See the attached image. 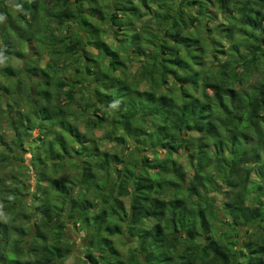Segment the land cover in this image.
Returning <instances> with one entry per match:
<instances>
[{
    "label": "trees",
    "instance_id": "16d2710c",
    "mask_svg": "<svg viewBox=\"0 0 264 264\" xmlns=\"http://www.w3.org/2000/svg\"><path fill=\"white\" fill-rule=\"evenodd\" d=\"M12 1L8 18L0 0V120L14 133L0 134V264H66L70 223L81 264H264V0ZM28 141L31 203L24 166L5 171Z\"/></svg>",
    "mask_w": 264,
    "mask_h": 264
},
{
    "label": "rangeland",
    "instance_id": "374dc122",
    "mask_svg": "<svg viewBox=\"0 0 264 264\" xmlns=\"http://www.w3.org/2000/svg\"><path fill=\"white\" fill-rule=\"evenodd\" d=\"M15 2H13L12 0H7V4H8V11H9V15H7L8 18H14L17 14L16 12V8H15ZM59 27V26H58ZM105 28H107L106 24L104 25ZM69 27H64V29L62 30H58L57 34H63V33H67ZM113 33V32H112ZM107 40H112L109 36L106 37ZM24 48L25 50L33 56H38L40 54V49L38 48V46H35V43L33 41L30 42H26L24 44ZM88 50H92L91 46H87ZM42 52V51H41ZM14 61H12V65L15 66L16 70L18 67L22 66V61L19 60L18 58L13 59ZM47 61L46 58H43L40 62V64L42 66L45 65V62ZM10 64V62H9ZM3 67L0 66V68ZM136 67L133 66V70ZM22 71V70H20ZM4 116H1V120H0V134L4 135V140L6 142H8V144H12L13 141V130L10 129L8 120H6L5 118H3ZM3 118V119H2ZM80 128L83 130L84 129V124L80 125ZM103 133V130H99L97 131L98 135H101ZM39 134V129L35 128V130L32 133L31 137H36ZM193 134V133H192ZM38 143V142H36ZM108 142L107 141H103V145L106 146ZM31 142L29 143V141L27 142V144L25 145L24 148L20 149V157L16 159V162H14V164H11L9 166H7L5 171H9L14 169L15 172H18L19 170V164H21L22 166H24V168H22L20 170V172L22 174H20V176L25 180V183L22 184L24 186V190L22 187H20L22 189L23 192V197L24 199H26V201L28 203L32 202V193L36 190L37 188V173L36 170L33 168L32 165V145H30ZM139 144V143H138ZM108 147H110V144H107ZM0 151L6 152V145L4 143H0ZM20 158H23L22 160H20ZM180 162H182L183 166L190 170L192 169L191 165H190V161L188 158V154L187 151L185 149L181 150V157H180ZM17 170V171H16ZM225 189V187H224ZM125 203L127 204V206H129L130 204V198L126 197L124 198ZM216 203L221 206L222 202H224V196H222L221 194H218V196L215 198ZM23 203V202H22ZM250 205L255 206V203L249 201L248 202ZM24 207V209L26 210V212L28 213H32L33 210H31V208L27 207L25 204L22 206ZM4 210L0 208V216H2L4 214ZM33 215H35L33 213ZM36 217V216H33ZM36 219H38V217H36ZM33 221L35 222V219H33L31 222L27 223V229L32 230L33 228ZM17 222L19 223H23V217L21 215H18L17 218ZM152 222H148L147 225L150 226ZM244 230H242L243 232ZM14 237H17L16 234H13ZM66 235L70 241V243H72V248H73V253L71 255H69L66 259V264H81L82 263V256H84V249H85V239H84V232H80L77 230V228L74 226V224L70 223L67 231H66ZM125 241H128V243H125ZM134 238L130 236L129 233H126V236H121V237H117L116 238V246L121 250L122 253H126L127 250L134 245L133 243ZM0 245H1V240H0ZM7 249L10 250V246H7Z\"/></svg>",
    "mask_w": 264,
    "mask_h": 264
},
{
    "label": "clouds",
    "instance_id": "9594fccd",
    "mask_svg": "<svg viewBox=\"0 0 264 264\" xmlns=\"http://www.w3.org/2000/svg\"><path fill=\"white\" fill-rule=\"evenodd\" d=\"M0 19H2V17H0Z\"/></svg>",
    "mask_w": 264,
    "mask_h": 264
}]
</instances>
